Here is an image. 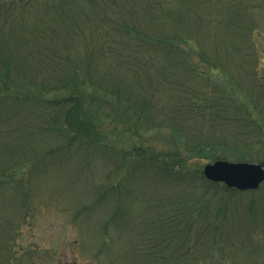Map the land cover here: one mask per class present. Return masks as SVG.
Returning a JSON list of instances; mask_svg holds the SVG:
<instances>
[{"label": "trees", "instance_id": "1", "mask_svg": "<svg viewBox=\"0 0 264 264\" xmlns=\"http://www.w3.org/2000/svg\"><path fill=\"white\" fill-rule=\"evenodd\" d=\"M262 21L264 0H0V193L25 199L54 161L225 190L159 194L132 227L124 263L181 264L202 210L237 193L201 161L264 166ZM99 183L81 212L106 205Z\"/></svg>", "mask_w": 264, "mask_h": 264}, {"label": "rangeland", "instance_id": "2", "mask_svg": "<svg viewBox=\"0 0 264 264\" xmlns=\"http://www.w3.org/2000/svg\"><path fill=\"white\" fill-rule=\"evenodd\" d=\"M258 43L264 49V21ZM257 96L263 94L258 92ZM139 139V135L133 136L135 143ZM54 141L51 139V143ZM201 162L203 168L212 164ZM52 163L49 171L34 181L25 199L20 192L18 203L11 205L13 192L0 193V264L127 263L128 258L121 256L132 227L146 208L157 211L159 194L203 196L202 192H225L207 187L190 189L186 184L153 191L141 186L137 177L117 175L116 170L102 180L103 173L114 167L103 171L95 164L82 170L74 163L67 166L60 161ZM101 182H104V189L109 188L104 191L106 205L94 212H81L85 204L92 202L96 185ZM261 187L255 191H233L237 193L213 199L220 201L202 210L195 229L191 227L187 238L181 241L180 253L185 256L181 264H264V187ZM118 195L124 197L122 207L125 204L127 212L121 217V225L112 222L106 226ZM22 201L25 205L19 204ZM203 220L217 223L209 225ZM9 221L11 227L7 225L9 229L5 232ZM104 226L108 230H103ZM199 234L201 236L197 237Z\"/></svg>", "mask_w": 264, "mask_h": 264}, {"label": "water", "instance_id": "3", "mask_svg": "<svg viewBox=\"0 0 264 264\" xmlns=\"http://www.w3.org/2000/svg\"><path fill=\"white\" fill-rule=\"evenodd\" d=\"M204 178L237 191H255L264 183V166L250 163L216 161L203 168Z\"/></svg>", "mask_w": 264, "mask_h": 264}]
</instances>
